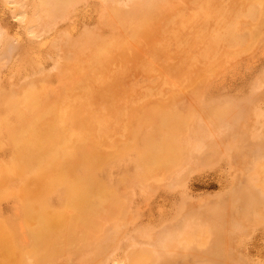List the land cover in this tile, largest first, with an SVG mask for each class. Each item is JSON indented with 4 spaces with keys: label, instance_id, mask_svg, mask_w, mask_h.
Instances as JSON below:
<instances>
[{
    "label": "rangeland",
    "instance_id": "obj_1",
    "mask_svg": "<svg viewBox=\"0 0 264 264\" xmlns=\"http://www.w3.org/2000/svg\"><path fill=\"white\" fill-rule=\"evenodd\" d=\"M68 1L69 2L66 3L67 6L66 5L64 6L60 14L57 13V15L55 14L53 15L52 13L53 15L52 16L51 15L52 11H50L51 7L48 3H46L47 2L46 0L45 1L43 0L42 1L41 0H36V1L35 0H0V76L2 77V78L0 77V81H1L0 82L1 84L0 93L2 92L1 94H3V91L11 92L10 89H12L13 91V86H14V94L16 96L15 97L12 92L11 93L7 92V94H10L9 96H7L5 95L6 93L5 92L3 94L5 98H0V127H1L0 128V187L2 186L0 188V192H2L0 195V201H2V203L0 202V206H1L0 223H5V221L8 220L9 223L8 222L6 223L8 225L9 231H11L14 227H17L19 231L21 232H19L17 229L16 233L18 232L17 234L19 237L23 236L22 234H19V233H23V231L20 230L21 229L20 220H22L21 219L22 211L20 207L21 200L19 199V197L22 198V194L20 193V191H22L23 187H25L24 185L28 179L26 177L27 176L26 173L23 170L14 171L12 170L11 166L13 167L14 165H21V164L24 165L25 164L24 161L26 160V155L25 154L23 155V153H20V154L16 153L15 149H13V144L10 143L11 141L10 134H14V135L16 134L18 138L24 139L25 136L23 135H27L28 134L27 132L29 131L30 119L25 115H22V116L16 115L17 113H13L9 111L8 107L10 106L12 107L17 101H22L23 99H25V97L29 94L28 89H26L29 87V84L30 86L34 85L40 88L43 86L38 95V100H40V102L44 104V107L47 105L48 106H58V107L61 106L62 109L65 108L67 105L76 109L77 102L78 101L82 102L84 100L86 92L89 90L92 93H94L95 99L97 101V104L93 105L90 109L92 113H94L95 115H100L101 111L104 110V112H107L108 114V118L106 119L107 121L105 122V127H106L107 134L109 135L107 150L109 154L110 153L111 154L106 164L108 167L105 165L104 168L99 171L100 173L98 172L99 182L97 183V188H96L97 190L99 189L97 192L98 193L100 192L102 194V197L104 200L103 205H102V201H100L99 198L93 199V204H94L93 207H95L94 209H95L96 216L97 218L99 216L98 219L99 220L101 219V221H103L105 227L101 228L100 230L99 228L91 229L93 235L91 232L87 231L86 236H85V233H86L85 230L84 232V231L74 230V228L72 230L71 227L67 228L66 234H63L64 236L63 242H65L64 243L65 245L64 244L62 245L63 247L60 249L61 251H59L60 254L58 253L59 255L58 257H56L57 259L56 258L53 259L52 262H54L55 264H60V263L61 264H69V263L70 264H74V263L80 264V262L81 264H91V263L93 264L94 262H95L94 264L96 263L101 264V262H103L102 264H129L130 259H131V264H137V263L145 264L146 262H147L146 264H155V261H156V264H239L237 260L240 256H242L246 260L245 264H249L250 260L251 261L253 260L251 259L253 257H251L250 253L248 252L250 243L254 238L253 234H251L252 236L250 235V230L244 231V233H238L237 232L238 230L234 231L236 230L235 223L232 221L233 222V225H232L231 220H232V217L236 216V205H238L240 197L247 198L249 195L252 194L253 183L255 181L256 183L257 182L260 183L261 181L264 180V152H263L264 151V104H263L264 103V37H263L264 36V25H263L264 24L263 23L264 22V15H263L264 9L262 10L261 3L258 0H196V1L187 0V2L186 0H179V1L177 0L178 2L175 0H167V1L166 0H150L149 5L153 1L155 3H152V5L160 4L159 8L156 6L157 8L155 7V9H153L154 12L152 11V9L142 11L144 12V15L141 12L142 14L141 18L143 17L142 19L143 24L139 28H137L138 26L135 24V21L133 19L130 20V15L128 14V12L130 13L131 9H133L134 7L133 5L139 4L138 2L140 1L142 2V0H136V2L134 0L133 1L128 0V4H127V0H121V1L120 0L119 1L118 0L117 1H114V0L112 1L111 0H101V1L100 0H85V1L84 0H71L70 1L68 0ZM106 1L108 4L106 3ZM163 1L165 2L163 3ZM180 1H183V3ZM39 2L40 4H38ZM72 2L73 4H71ZM74 3H77V5ZM171 3L172 4L174 3L173 5L175 7L172 6ZM34 4H36L35 6H37L39 10L38 8L34 6ZM41 4H43L42 5L43 7L41 6ZM168 4L171 6H169ZM13 5H15L16 7ZM71 5L73 7H70ZM161 5H163L164 7L166 6L167 8L166 7L164 8L163 6L161 7ZM17 6L22 7L18 9H22L23 11H19V13H17L18 12L16 9ZM33 7L35 8L33 9ZM126 7L128 8L127 10H126ZM72 8H74V10H72ZM104 8L107 10L105 11ZM13 9H15V11ZM46 9H47V12H46ZM164 9H166V11ZM186 9L187 11H185ZM34 10L35 12L36 10H38L37 11L38 14L33 13ZM72 11H74L75 13ZM119 12L120 14L121 13L122 14L120 15ZM151 12L153 14H151ZM47 13L49 14V16ZM62 13H65V14L62 15ZM146 13L149 19L145 18ZM160 13H163V15H160ZM235 13H238L237 15L239 16L236 17ZM259 13L261 14L259 15ZM115 14L118 16H116ZM250 14L253 17H249L250 19H248V16H250ZM20 15H22V17ZM27 15L29 16L30 21ZM156 15H159V16L157 17ZM204 15H206L207 18ZM31 16H32V20H31ZM37 16H39L38 17L39 21L35 19L37 18ZM56 16H58L57 18H60L62 21L57 19ZM169 16H171L172 21L174 22L176 21V23L170 22ZM45 17H48V18L46 19ZM223 17H227V20L225 21ZM179 18L181 22L179 21ZM23 19L25 22L23 21ZM45 19L48 21H46ZM233 19H234V22H232ZM27 20L30 23H28ZM51 20L52 22H50ZM146 20H150V21H146ZM26 21H27V24H26ZM191 23L193 24L191 25ZM28 24L29 26L30 24H32L30 27H33V28H29ZM35 24L37 26H35ZM100 24L102 25V27L100 26L99 28ZM226 24H227V27H226ZM114 25L116 27H114ZM183 25H185V27ZM89 27H91V29H89ZM113 27L115 28L116 32L114 31ZM119 27L123 29L122 32H121V29L119 30ZM97 28L101 32H99ZM207 28L209 30H207ZM213 28H215V31ZM92 29L95 30V32ZM202 29L204 30V32ZM27 30H28V33L31 34V36L27 34ZM248 30L251 32H249ZM44 32L47 33V35ZM112 32H115V35ZM187 32H188V35L186 34ZM248 32L251 34V38ZM65 33H68V34H65ZM135 33L136 34L138 33V35L136 36ZM36 34L40 40L39 42L42 45L39 44L37 36H35L34 38V35ZM56 36H58L59 38H57ZM81 36H83L84 39L83 37L81 39ZM111 36L115 38V41L112 42V40L114 39H111ZM126 36L127 37L131 36V37L127 38ZM135 36H136V39H135ZM190 36L192 37V41L190 39L191 38ZM229 36L231 38H229ZM55 37L57 38V40L55 39ZM75 37L78 39H76ZM102 37H103V40L105 41L102 40ZM118 37L119 38L123 37V38L119 39ZM125 37L129 39V41ZM49 38L52 40H50ZM91 38H93L94 40ZM212 38L214 41L212 40ZM238 38H239V41H238ZM79 39L81 40L79 41ZM100 39L102 40L101 43H100ZM196 39L197 40L199 39V40L197 41ZM83 40H85V42ZM137 40L139 41V44ZM31 41H33V44H31L32 43ZM132 41L135 43L136 46L133 45V43H131ZM3 42L5 43V45ZM10 42L12 43L10 44ZM6 43H7V46H6ZM52 43L55 45V47ZM102 43H104V45ZM50 44L51 46H49ZM56 44L58 45V47ZM109 44H112V45L110 46ZM5 46H6V49H5ZM103 46L104 48H102ZM119 46L125 47L127 49V53L129 54L128 57L122 58L121 56L122 52H119V49H118ZM256 46L258 47V49ZM76 47L79 50H77ZM105 48L106 50L108 49L107 52H109L110 54L108 69L110 70L109 71L110 74L113 75L112 78L106 81L107 84L104 83L102 85H99L98 83V84H93V85L91 84L87 86L86 84L83 83L82 86H79L78 89H76L74 81L76 80V75L79 74L77 72H81V73H83V71L87 72L91 68L95 69V71L97 72L101 71L99 70L101 69L100 67H92L89 64H94L95 63L94 60H96V63L98 62L100 63V61H98L95 58H99L98 56L99 52L105 53L106 52ZM91 49L93 51H91ZM100 49H102L103 51ZM197 49H200V50H197ZM245 51L249 53H246ZM49 52H51V54ZM63 54H65V56H63ZM51 55L53 57H51ZM184 55L185 56L187 55V56L185 57ZM57 56L59 58H57ZM84 56H85V59H84ZM27 58H29V60ZM31 58L33 60V63H32ZM49 58H50V61H49ZM57 59H58V62H57ZM173 59L174 61L175 60L176 61L173 62ZM39 60H42V61H39ZM78 60L81 61L82 63L79 62ZM15 63H18L17 66ZM53 63H55V65ZM227 65H230V66H227ZM41 66L42 68H39ZM51 67H54V68H51ZM174 67H179L181 70L184 69L183 72L186 73L187 75L189 73L191 76V81L193 82H190V84H184V85L180 83L175 84V83H172V81L170 82L171 77H172V75L170 74L171 73L170 70ZM224 67L225 68L227 67L226 70ZM207 68L209 72L207 71ZM219 69L221 70L223 69V72ZM23 70H24V73H23ZM34 70L36 71L34 72ZM54 70H57L59 72L57 73V71H54ZM63 71H65V73ZM26 73H27V76L25 77ZM29 73H30V76H28ZM195 73L197 74V76ZM211 76L214 78H211ZM24 77L25 79H23ZM33 77L35 79H33ZM9 78H11V80ZM212 79H214L213 82H212ZM9 80L12 83L9 82ZM38 80H41V81H38ZM258 81H259V84H257ZM130 82H132L133 84L131 85ZM144 82L145 83L147 82V84H145ZM24 84L26 85L28 84V85L24 86ZM137 86L139 87L137 88ZM46 87H48V89H46ZM58 87L60 88V90ZM96 87L98 89H96ZM169 87L171 90L169 89ZM254 87H256V89ZM82 88H85V89H82ZM19 89H21L20 92H19ZM67 89L72 94L71 96ZM192 90H194V92ZM205 91L207 94H205ZM18 92L20 95L19 94L17 95ZM189 92L191 94H189ZM184 96L185 98H187L185 102H184L185 100ZM62 97H64L65 101L63 100ZM8 98L10 99L8 100ZM46 98L48 99V101ZM65 98H67V100ZM252 101L254 105L252 104ZM48 102L50 104H48ZM103 104H105L106 106ZM174 104L176 106H174ZM169 105L171 106V108ZM243 105L246 107H244ZM225 107L227 109H225ZM188 108H189V111H188ZM190 111H192L193 116L192 114H190L191 113ZM222 111H225V112L222 113ZM140 112H142V114ZM161 112L163 113L171 112L176 117L181 116L179 117V119L181 118V122L179 125L180 133L178 132L179 133L178 143L180 147L182 148V150L185 151V153L182 152L180 154V160L183 165L181 164V167H178V169L176 170L173 169L172 172H168V173H165L164 171L166 170L160 167L154 172L156 173L154 177H151V178L149 177L147 179H144V178H141L142 174H141L140 167H141L142 161L139 157V153L137 150L130 148V146L133 143H135L136 139L133 141L132 138H130L132 143L131 142L129 143V140H128L129 134L135 133L136 131L135 134L138 135L137 142L139 144H142L143 138H147V137L154 138L155 141L157 140V143H160L162 139L159 137H162V134H163V133L161 134V132L163 131L159 130L158 128L159 118L163 114ZM187 112H188V116H187ZM148 113L150 116L147 115ZM71 116L72 115H69V116L65 115L64 118H61V119L56 118V117H47L49 120H53V121H49L47 120V118H44V123L42 125L41 124L36 125L37 131L43 132L44 141H47L46 142L47 144L45 143L46 147L44 148L43 156H44V162L46 163L48 162L49 167H50V168L48 167V170H50L48 171V174H50L54 170L53 163L55 164L56 160H59L61 158V161H62V158H64L67 163L72 162V159H73L72 152L75 149L74 142L76 141L75 137L77 133L81 131H86L87 129L91 128L92 122L90 121L89 118L84 117L82 119H78L75 116H72V117ZM141 117H142V120H141ZM66 118H68L67 121H66ZM240 118L241 120H238ZM57 120L58 122H56ZM83 120L84 121L86 120V122H83ZM232 121L235 123H232ZM225 123L227 126L225 125ZM244 124H246L245 127H244ZM256 124H259V125H256ZM40 125L42 127H40ZM57 125L61 127H58ZM88 125L90 126L89 128L87 127ZM111 125L113 128L111 127ZM190 125H193V127ZM135 126L137 127V129ZM109 127H111L112 130ZM58 128H61L59 129L61 132H58L59 131ZM127 128L129 129L132 128V129L129 130ZM146 130H148V132ZM191 130H192V133H191ZM20 133L21 135H19ZM58 133H60L61 135H59ZM153 133L155 134V136ZM52 134L53 135L55 134V135L52 136ZM45 137L47 138V140ZM64 137H67L68 139H64ZM111 137L114 139H112ZM189 137L190 139H188ZM60 138H62L63 141ZM69 138L71 141L69 140ZM194 138H196L195 141H193ZM52 140L54 141V143H51ZM186 140H189V142ZM190 140L197 144V148L195 146L196 144H194ZM1 143L2 144L4 143L3 146ZM57 143L59 144L57 145V147L60 150H58L57 148L55 149L56 151L53 154H51L53 148H56ZM60 143L62 145H60ZM187 143H189L188 145L190 146V148L188 145H186ZM199 145H203L201 149L198 148ZM61 147L62 149L65 148L64 150H66L67 152L64 150L62 151ZM192 147H195V149ZM115 148L116 150H114ZM117 149H118V152H117ZM125 149L126 151H128L126 152V154H125ZM193 151L196 153H194ZM61 152L67 153V155L61 154ZM129 152L131 154H129ZM193 154H194V157H193ZM11 155H12V158H10ZM52 156L53 157L55 156L54 158L56 159L53 160ZM36 157H39V155L35 154L34 159ZM50 157L52 158V160ZM189 157L191 158L192 161L190 160ZM46 158L48 161L46 160ZM10 159H11L12 164H8L10 163L9 162ZM133 159L134 161L132 162ZM138 159L141 161L140 164H139ZM62 162L66 163L65 161H62ZM185 162L187 165L185 164ZM147 163L149 164V166H153V164L150 163V161L148 162V160H147ZM33 164L35 165V163H32V165ZM124 165H126V167ZM6 166L7 168L5 169ZM182 167H184L185 169ZM34 169H35V166H33L32 170ZM110 170L112 173L110 172ZM128 170H129V173H128ZM130 173L132 174V176L129 175ZM175 173H177V175ZM107 174L109 175L108 179H107L108 177ZM134 174L136 175L134 176ZM110 176L112 177L111 180H109ZM168 176H169V179H168ZM7 177L9 178V180ZM21 178L25 180L22 181ZM124 179L125 181H123ZM259 180L261 181L259 182ZM129 181H131L130 183H133L135 181L133 183V185L134 184L135 185L133 186L132 184H129L128 183ZM153 181L155 182V184H153L154 183ZM16 182L17 183L23 182V184L21 183L23 187L21 184H17ZM121 182H123V184ZM116 184L119 186L116 187L117 186ZM98 186L101 188H99ZM151 186H156V188L155 187L153 188ZM126 187H128L129 189ZM63 188L65 189V187ZM63 188L60 191H57L55 189V190H51L50 192H48L49 194L46 193L47 194L46 195L47 204L49 203L48 207H49L50 212L57 213L56 212V209H57L58 213H61L62 211H63L62 213H64L65 211L64 203H65V199L68 198V195L65 189L64 196H63L62 194ZM145 188H146V192H144ZM246 188L248 189V191ZM235 190L240 193H237ZM55 192L56 194H54ZM231 194L232 195L234 194L235 197L232 196ZM58 197H60V199ZM113 197H115L116 200ZM14 198H16V200ZM49 198L51 199L50 201H49ZM61 199L64 200V203H62L63 200L60 201ZM9 200L11 201V203ZM121 201H123L122 204H121ZM231 204L233 205L231 206ZM50 205H51L52 211L50 209ZM98 205L100 206L98 207ZM58 208H62V209H58ZM121 208H123L124 210H121ZM103 209H105L106 212L103 211ZM113 211H117V212L112 213ZM124 219L126 220V222H124ZM17 221L20 224V225L18 224V226H16ZM10 223L12 225H10ZM212 223L216 225H213ZM222 223L223 225H221ZM109 224L110 226H108ZM123 224H126V227ZM210 224H212L213 227ZM224 224L227 227H224ZM108 227H110L111 229L109 228L110 229L109 230ZM95 230L97 233L95 232ZM165 233H170L172 235V238L167 242L166 247L160 250L161 248H160V245L158 244H159L160 239L165 235ZM233 234L236 235V237H234ZM95 237L98 239L95 240L96 239ZM103 237L105 238V240ZM67 238L70 239L69 240L70 244ZM93 239H94L95 244L93 243ZM153 240H155V242ZM97 242H98L99 248L97 247L98 246ZM244 242H247V243L244 244ZM77 243H79L78 244L79 246L77 245ZM87 243L88 244L91 243L90 244L91 246L88 245ZM241 244H244V245H241ZM70 245L74 246V248L72 247V249H69L71 247ZM247 246H249L248 249H247ZM65 248L66 249L68 248L67 250L68 253L66 250H64ZM70 250L71 252H69ZM156 250H159L160 253H158L159 257L157 256V258L155 259L153 255ZM81 251H83V253ZM147 251H149L150 253L149 252L147 253ZM78 252H81V253H78ZM70 253L71 254L73 253V255H71ZM62 256L63 258H61ZM76 256H78L79 259L82 257V259L79 260ZM146 256L147 258H145ZM94 258H96V261ZM93 259L94 261H92ZM65 261H67V263ZM107 261L109 262L107 263Z\"/></svg>",
    "mask_w": 264,
    "mask_h": 264
},
{
    "label": "bare ground",
    "instance_id": "obj_2",
    "mask_svg": "<svg viewBox=\"0 0 264 264\" xmlns=\"http://www.w3.org/2000/svg\"><path fill=\"white\" fill-rule=\"evenodd\" d=\"M36 1V0H35ZM42 1V0H41ZM43 1H45V0H43ZM47 2L46 3H48L49 5H50V7H51V10L50 11H52L51 12V15H52V13H53V15L55 14V15H57V13H61L62 12V9L64 8V6L66 5V3H68L69 1L68 0H46ZM71 1V0H70ZM85 1V0H84ZM101 1V0H100ZM112 1V0H111ZM114 1H117V0H114ZM119 1V0H118ZM121 1V0H120ZM133 1V0H132ZM135 2H136V0H134ZM167 1V0H166ZM175 1H177V0H175ZM174 1V2H175ZM179 1V0H178ZM177 1V2H178ZM196 1V0H195ZM260 3H261V6H262V10L264 9V0H258ZM27 2V1H26ZM102 2H104V1H102ZM141 2V1H140ZM140 2H138L139 4H135V5H133L132 7H133V9H131V11H130V13L128 12V14L130 15V20L131 19H133L134 21H135V24L138 26H136L137 28H139L143 23H142V19H143V17L141 18V12L142 11H144V10H151L152 9V11H153V9H155V7L157 6L158 8H159V5H152V3H155V2H153L152 1V3L149 5V2H150V0H142V2L140 3ZM165 1H163V3H164ZM180 2H182L183 3V1H180ZM186 2H187V0H186ZM186 2H184V3H186ZM199 2V1H198ZM202 2V1H201ZM42 3V2H41ZM45 3V2H44ZM106 3H107V1H106ZM118 3V2H117ZM121 3V2H120ZM210 3V2H209ZM36 4H37V2H36ZM36 4H34V6L36 5ZM38 4H40V2L38 3ZM71 4H73V2L71 3ZM74 4H76L77 5V3H74ZM108 4V3H107ZM113 4H114V2H113ZM127 4H128V0H127ZM174 4V3H173ZM172 3H171V5L172 6H174ZM179 4V3H178ZM211 4V3H210ZM28 5V4H27ZM33 5V4H32ZM43 4H41V6H42ZM46 5V4H45ZM111 5V4H110ZM132 5V4H131ZM169 5V4H168ZM171 5H169V6H171ZM180 5V4H179ZM178 5V6H179ZM196 5V4H195ZM198 5V4H197ZM258 5V4H257ZM13 6H15V5H13ZM19 6V5H18ZM17 6V13H19V11H23L22 9H18V8H22V7H18ZM40 6V7H41ZM67 6V5H66ZM114 6V5H113ZM119 6V5H118ZM163 5H161V7H162ZM193 6V5H192ZM201 6V5H200ZM205 6V5H204ZM207 6V5H206ZM210 6V5H209ZM215 6V5H214ZM228 6V5H227ZM16 7V6H15ZM14 7V8H15ZM36 8H38L37 6H35ZM35 7H33V9L35 8ZM43 7V6H42ZM70 7H73L72 5L70 6ZM103 7H104V5H103ZM131 7V8H132ZM156 7V8H157ZM164 7V6H163ZM166 7V6H165ZM164 7V8H165ZM175 7V6H174ZM189 7V6H188ZM194 7V6H193ZM216 7V6H215ZM254 7V6H253ZM260 7V6H259ZM32 8V7H31ZM66 8V7H65ZM167 8V7H166ZM200 8V7H199ZM48 9H50V8H48ZM67 9V8H66ZM105 9V8H104ZM118 9H120V8H118ZM128 8L126 7V10H127ZM161 9V8H160ZM168 9H170V8H168ZM168 9H167V11H168ZM176 9V8H175ZM183 9H184V7H183ZM228 9V8H227ZM253 9V8H252ZM14 11H15V9H13ZM25 10V9H24ZM38 10H39V8H38ZM38 10H36V12H35V10H34V12L33 13H37V11ZM44 10V9H43ZM72 10H74V8H72ZM80 10V9H79ZM107 9H105V11H106ZM162 10V9H161ZM165 11H166V9H164ZM177 10V9H176ZM190 10V9H189ZM194 10V9H193ZM216 10V9H215ZM13 11V12H14ZM49 11V10H48ZM117 11V10H116ZM157 11V10H156ZM158 11H159V9H158ZM163 11V10H162ZM171 11V10H170ZM182 11V10H181ZM185 11H187V9L185 10ZM195 11H197V10H195ZM260 11V10H259ZM264 11V10H263ZM46 12H47V9H46ZM72 12H74V11H72ZM115 12V11H114ZM148 12V11H147ZM154 12V11H153ZM161 12V11H160ZM178 12V11H177ZM189 12V11H188ZM187 12V13H188ZM212 12V11H211ZM219 12V11H218ZM255 12V11H254ZM49 13V12H48ZM47 13V14H48ZM75 13V12H74ZM83 13V12H82ZM143 13V15H144V12H142ZM172 13V12H171ZM175 13V12H174ZM179 13V12H178ZM210 13V12H209ZM242 13V12H241ZM244 13V12H243ZM247 13V12H246ZM21 14V13H20ZM30 14H31V12H30ZM38 14V13H37ZM63 14H65V13H62V15ZM71 14V13H70ZM119 14H120V12H119ZM122 14V13H121ZM120 14V15H121ZM124 14V13H123ZM125 14H126V12H125ZM150 14V13H149ZM151 14H153L152 12H151ZM150 14V15H151ZM176 14V13H175ZM174 14V15H175ZM180 14V13H179ZM182 14V13H181ZM184 14H185V12H184ZM204 14V13H203ZM236 15V17H238L239 15H237L238 13H235ZM261 13H259V15H260ZM34 15V14H33ZM32 15V16H33ZM52 15V16H53ZM99 15V14H98ZM103 15V14H102ZM112 15V14H111ZM116 15V14H115ZM146 15V17L145 18H148V15H147V13L145 14ZM155 15V14H154ZM154 15H152V16H154ZM160 15H163V13H160ZM169 15V14H168ZM189 15V14H188ZM209 15V14H208ZM229 15V14H228ZM253 15V14H252ZM263 15H264V13H263ZM263 15H261V16H263ZM21 17H22V15H20ZM32 16H31V20H32ZM46 16V15H45ZM48 16H49V14H48ZM116 16H118V15H116ZM127 16V15H126ZM157 17L159 16V15H156ZM178 16V15H177ZM193 16V15H192ZM205 17H206V15H204ZM27 17H28V19H29V16L27 15ZM36 17V16H35ZM38 17L39 16H37V18H35V19H37L38 20ZM58 16H56V18H57ZM123 17V16H122ZM149 17H151V16H149ZM173 17V16H172ZM175 17V16H174ZM243 17V16H242ZM249 17H253V16H251V14H250V16H248V19H250ZM260 17V16H259ZM46 19L48 18V17H45ZM54 18V17H53ZM125 18V17H124ZM144 18V19H145ZM155 18V17H154ZM169 18H170V22H173V23H176V21L174 22V21H172V19H171V16H169ZM184 18V17H183ZM194 18V17H193ZM207 18V17H206ZM212 18V17H211ZM216 18V17H215ZM214 18V19H215ZM224 18V20L226 21L227 20V17H223ZM263 18V17H262ZM25 19V18H24ZM24 19H23V21H24ZM27 19V18H26ZM40 19V18H39ZM45 19V20H46ZM52 19V18H51ZM55 19V18H54ZM57 19H59V20H61L60 18H57ZM56 19V20H57ZM119 19H120V17H119ZM123 19V18H122ZM149 19V18H148ZM173 19H175V18H173ZM181 19H182V17H181ZM187 19V18H186ZM204 19V18H203ZM239 19V18H238ZM254 19V18H253ZM34 20V19H33ZM55 20V21H56ZM118 20V19H117ZM124 20V19H123ZM153 20V19H152ZM188 20V19H187ZM213 20V19H212ZM246 20V19H245ZM28 21V20H27ZM27 21H26V24H27ZM29 21H30V19H29ZM28 21V23H30ZM39 21V20H38ZM37 21V22H38ZM46 21H48V20H46ZM62 21V20H61ZM119 21V20H118ZM121 21V20H120ZM125 21V20H124ZM133 21V22H134ZM145 21V20H144ZM146 21H150V20H146ZM156 21V20H155ZM158 21V20H157ZM179 21H180V18H179ZM219 21H220V19H219ZM260 21V20H259ZM25 22V21H24ZM34 22V21H33ZM50 22H52V20L50 21ZM53 22H54V20H53ZM130 22V21H129ZM132 22V21H131ZM181 22V21H180ZM229 22V21H228ZM232 22H234V19H233V21ZM261 22V21H260ZM263 22V21H262ZM39 23V22H38ZM101 23V22H100ZM116 23V22H115ZM114 23V24H115ZM119 23V22H118ZM117 23V24H118ZM121 23V22H120ZM123 23V22H122ZM148 23V22H147ZM162 23V22H161ZM183 23V22H182ZM187 23H188V21H187ZM212 23H214V22H212ZM243 23H245V22H243ZM247 23V22H246ZM264 23V22H263ZM34 24V23H33ZM49 24V23H48ZM126 24H127V22H126ZM179 24V23H178ZM193 23H191V25H192ZM196 24V23H195ZM233 24V23H232ZM249 24H251V23H249ZM32 24H30V26H31ZM120 25V24H119ZM133 25V24H132ZM131 25V26H132ZM160 25V24H159ZM159 25H157V26H159ZM199 25V24H198ZM253 25V24H252ZM264 25V24H263ZM28 26H29V24H28ZM29 26V28H33V27H30ZM35 26H37L36 24H35ZM55 26V25H54ZM73 26V25H72ZM96 26V25H95ZM100 26L102 27V25L100 24L99 25V28H100ZM134 26V25H133ZM171 26H173V25H171ZM181 26V25H180ZM184 27H185V25H183ZM187 26V25H186ZM208 26H209V24H208ZM244 26V25H243ZM257 26V25H256ZM40 27V26H39ZM74 27V26H73ZM92 27H94V26H92ZM114 27H116L115 25H114ZM113 27V28H114ZM127 27V26H126ZM193 27V26H192ZM201 27V26H200ZM215 27V26H214ZM226 27H227V24H226ZM246 27H248V26H246ZM84 28V27H83ZM105 28V27H104ZM107 28V27H106ZM128 28V27H127ZM202 28V27H201ZM211 28V27H210ZM255 28V27H254ZM262 28V27H261ZM28 29V28H27ZM42 29H44V28H42ZM48 29V28H47ZM71 29H72V27H71ZM89 29H91V27H89ZM88 29V30H89ZM98 29V28H97ZM109 29V28H108ZM112 29V28H111ZM121 28L119 27V30H120ZM148 29V28H147ZM214 29V31H215V28H213ZM229 29V28H228ZM55 30V29H54ZM84 30V29H83ZM93 30V29H92ZM119 30H117V31H119ZM122 30L123 29H121V32H122ZM125 30V29H124ZM130 30V29H129ZM145 30V29H144ZM153 30V29H152ZM203 30V29H202ZM207 30H209L208 28H207ZM221 30H223V29H221ZM251 30V29H250ZM48 31V30H47ZM94 32H95V30H93ZM92 31V32H93ZM98 31H99V29H98ZM114 31H115V28H114ZM196 31V30H195ZM211 31V30H210ZM225 31V30H224ZM226 31H228V30H226ZM249 31V30H248ZM261 31V30H260ZM30 32V31H29ZM59 32V31H58ZM61 32V31H60ZM69 32V31H68ZM86 32V31H85ZM99 32H101V31H99ZM116 32V31H115ZM115 32H112L114 35H115ZM125 32V31H124ZM131 32V31H130ZM137 32V31H136ZM142 32V31H141ZM144 32V31H143ZM150 32V31H149ZM189 32V31H188ZM188 32L186 33L187 35H188ZM203 32H204V30H203ZM213 32V31H212ZM218 32V31H217ZM235 32V31H234ZM249 32H251V31H249ZM248 32V33H249ZM263 32V31H262ZM33 33V32H32ZM45 33V32H44ZM54 33V32H53ZM57 33V32H56ZM71 33V32H70ZM132 33V32H131ZM138 33H140V32H138ZM138 33L136 34V36L138 35ZM194 33V32H193ZM198 33H200V32H198ZM208 33V32H207ZM27 34H29L28 33V30H27ZM35 34V33H34ZM46 35H47V33H45ZM65 34H68V33H65ZM76 34V33H75ZM84 34V33H83ZM82 34V35H83ZM100 34V33H99ZM103 34V33H102ZM122 34V33H121ZM219 34V33H218ZM238 34V33H237ZM256 34V33H255ZM30 36H31V34H29ZM33 35V34H32ZM53 35V34H52ZM101 35V34H100ZM112 35V34H111ZM117 35V34H116ZM129 35V34H128ZM132 35H134V34H132ZM140 35V34H139ZM201 35V34H200ZM211 35V34H210ZM216 35V34H215ZM244 35V34H243ZM249 35H250V38H251V34L249 33ZM29 36V37H30ZM35 36H37V34L36 35H34V38H35ZM60 36V35H59ZM68 36V35H67ZM71 36V35H70ZM136 36H135V39H136ZM141 36V35H140ZM143 36V35H142ZM145 36V35H144ZM148 36V35H147ZM162 36V35H161ZM231 36H232V34H231ZM255 36V35H254ZM50 37H52V36H50ZM57 38H59L58 36H56ZM55 37V39L57 40V38ZM77 37V36H76ZM75 37V38H76ZM80 37V36H79ZM82 37L83 36H81V39H82ZM86 37H87V35H86ZM110 37V36H109ZM127 37V36H126ZM125 37V38H126ZM129 37V36H128ZM127 37V38H128ZM131 37V36H130ZM129 37V38H130ZM149 37V36H148ZM191 37V36H190ZM196 37V36H195ZM199 37V36H198ZM216 37V36H215ZM242 37V36H241ZM264 37V36H263ZM5 38V37H4ZM37 38H38V36H37ZM40 38H41V36H40ZM45 38H47V37H45ZM96 38H97V36H96ZM119 38V37H118ZM121 38H123V37H120L119 39H121ZM126 38V39H127ZM218 38V37H217ZM228 38V37H227ZM229 38H231L230 36H229ZM249 38V39H250ZM255 38V37H254ZM30 39V38H29ZM32 39V38H31ZM50 39V38H49ZM54 39V38H53ZM54 39V40H55ZM62 39V38H61ZM76 39H78V38H76ZM81 39H79V41L81 40ZM83 39H84V37H83ZM91 39H93V38H91ZM106 39V38H105ZM108 39V38H107ZM111 39H114V40H112V42L113 41H115V38H113L112 36H111ZM125 39V40H126ZM189 39V38H188ZM191 39V41H192V37L190 38ZM244 39H245V37H244ZM6 40V39H5ZM50 40H52V39H50ZM71 40V39H70ZM94 40V39H93ZM97 40V39H96ZM102 40H103V37H102ZM101 39H100V43H101V41H102ZM124 40V41H125ZM128 41H129V39H127ZM133 40V39H132ZM141 40V39H140ZM144 40V39H143ZM197 40V39H196ZM199 40V39H198ZM197 40V41H198ZM212 40H213V38H212ZM229 40V39H228ZM234 40V39H233ZM246 40H248V39H246ZM251 40V39H250ZM256 40V39H255ZM2 41H3V39H2ZM40 40H39V38H38V42H39ZM42 41H44V40H42ZM41 41V42H42ZM84 42H85V40H83ZM82 41V42H83ZM103 41H105V40H103ZM109 41V40H108ZM123 41V42H124ZM138 41V40H137ZM214 41V40H213ZM221 41V40H220ZM231 41V40H230ZM235 41V40H234ZM238 41H239V38H238ZM245 41V40H244ZM32 43L31 44H33V41H31ZM35 42V41H34ZM37 42V43H38ZM52 42V41H51ZM50 42V43H51ZM53 42H55V41H53ZM96 42H98V41H96ZM95 42V43H96ZM240 42H241V40H240ZM255 42V41H254ZM253 42V43H254ZM263 42V41H262ZM4 43V42H3ZM8 43V42H7ZM7 43H6V46H7ZM12 42H10V44H11ZM30 43V42H29ZM36 43V42H35ZM49 43V42H48ZM47 43V44H48ZM72 43V42H71ZM70 43V44H71ZM114 43H116V42H114ZM113 43V44H114ZM131 43H133V45H135V43L132 41ZM173 43V42H172ZM224 43H226V42H224ZM227 43H228V41H227ZM252 43V44H253ZM39 44L40 45H42L40 42H39ZM38 44V45H39ZM44 44V43H43ZM53 44V43H52ZM73 44V43H72ZM92 44V43H91ZM97 44H99V43H97ZM103 45H104V43H102ZM138 44H139V41H138ZM177 44V43H176ZM187 44V43H186ZM219 44V43H218ZM235 44H236V42H235ZM246 44H247V42H246ZM245 44V45H246ZM4 45H5V43H4ZM54 45V44H53ZM57 45V44H56ZM76 45V44H75ZM75 45H74V47H75ZM106 45H108V44H106ZM110 46L112 45V44H109ZM116 45V44H115ZM221 45V44H220ZM227 45V44H226ZM254 45V44H253ZM252 45V46H253ZM3 46V45H2ZM6 46H5V49H6ZM28 46V45H27ZM32 46V45H31ZM49 46H51V44L49 45ZM96 46V45H95ZM109 46V47H110ZM136 46V45H135ZM175 46V45H174ZM238 46V45H237ZM251 46V45H250ZM262 46V45H261ZM4 47V46H3ZM25 47V46H24ZM54 47H55V45H54ZM57 47H58V45H57ZM56 47V48H57ZM73 47V46H72ZM99 47V46H98ZM108 47V46H107ZM200 47V46H199ZM218 47V46H217ZM223 47V46H222ZM257 47V46H256ZM8 48V47H7ZM102 48H104V46L102 47ZM115 48V47H114ZM136 48V47H135ZM175 48V47H174ZM255 48V47H254ZM253 48V49H254ZM4 49V48H3ZM42 49V48H41ZM54 49V48H53ZM76 49H77V47H76ZM97 49V48H96ZM118 49H119V52H122V54H121V56H122V58H126V57H128L129 56V54L127 53V49L125 48V47H122V46H119L118 47ZM134 49V48H133ZM138 49V48H137ZM212 49V48H211ZM257 49H258V47H257ZM28 50V49H27ZM40 50V49H39ZM48 50V49H47ZM57 50V49H56ZM77 50H79V49H77ZM76 50V51H77ZM98 50V49H97ZM100 50H102V49H100ZM105 50H106V48H105ZM108 50V49H107ZM107 50H106V52L105 53H100L99 52V58H95V59H97L98 61H100V63L98 62V63H96V60H94L95 61V63L94 64H89L90 66H92V67H100L101 69H99V70H101V71H95V69H93V68H91L90 70H88L87 72H84L83 70V73H81V72H77V73H79V74H77L76 75V80L74 81V83H75V88L76 89H78V87L79 86H82V84L84 83V84H86L87 86L88 85H93V84H98L99 83V85H102V84H104V83H106L107 84V80L108 79H111L112 78V76L113 75H111L110 74V70L108 69V65H109V59H110V54H109V52H107ZM116 50V49H115ZM121 50V51H120ZM129 50H130V48H129ZM172 50V49H171ZM197 50H200V49H197ZM5 51V50H4ZM46 51V50H45ZM49 51H50V49H49ZM58 51V50H57ZM91 51H93L92 49H91ZM103 51V50H102ZM182 51V50H181ZM209 51V50H208ZM223 51V50H222ZM234 51V50H233ZM240 51H242V50H240ZM254 51V50H253ZM252 51V52H253ZM36 52V51H35ZM55 52V51H54ZM155 52V51H154ZM225 52H226V50H225ZM246 52V51H245ZM50 54H51V52H49ZM57 53H59V52H57ZM57 53H56V55H57ZM89 53V52H88ZM93 53V52H92ZM97 53H98V51H97ZM132 53V52H131ZM243 53V52H242ZM246 53H249V52H246ZM27 54V53H26ZM40 54V53H39ZM43 54V53H42ZM66 54V53H65ZM65 54H63V56H65ZM193 54H195V53H193ZM192 54V55H193ZM36 55V54H35ZM45 55H46V53H45ZM48 55V54H47ZM53 55V54H52ZM51 55V57H53ZM55 55V54H54ZM78 55V54H77ZM90 55V54H89ZM221 55V54H220ZM233 55V54H232ZM42 56V55H41ZM118 56H119V54H118ZM180 56V55H179ZM178 56V57H179ZM185 56V55H184ZM187 56V55H186ZM185 56V57H186ZM230 56V55H229ZM35 57V56H34ZM39 57H40V55H39ZM43 57V56H42ZM47 57V56H46ZM50 57V58H51ZM97 57V56H96ZM197 57V56H196ZM30 58V57H29ZM29 58H27L28 60H29ZM50 58H49V61H50ZM57 58H59L58 56H57ZM81 58V57H80ZM166 58V57H165ZM170 58V57H169ZM191 58V57H190ZM208 58V57H207ZM218 58V57H217ZM19 59H20V57H19ZM56 59V58H55ZM84 59H85V56H84ZM91 59H92V57H91ZM168 59V58H167ZM201 59H202V57H201ZM31 60H32V58H31ZM48 60V59H47ZM53 60V59H52ZM87 60V59H86ZM146 60V59H145ZM192 60V59H191ZM207 60V59H206ZM39 61H42V60H39ZM43 61H45V60H43ZM63 61V60H62ZM79 61V60H78ZM114 61V60H113ZM170 61V60H169ZM176 61V60H175ZM174 61V59H173V62H175ZM229 61V60H228ZM234 61V60H233ZM27 62V61H26ZM54 62V61H53ZM57 62H58V59H57ZM66 62H68V61H66ZM79 62H81V61H79ZM172 62V63H173ZM222 62V61H221ZM32 63H33V60H32ZM82 63V62H81ZM83 63H84V61H83ZM168 63V62H167ZM186 63V62H185ZM229 63V62H228ZM16 64V66H17V64L18 63H15ZM26 64V63H25ZM54 65H55V63H53ZM64 64V63H63ZM115 64V63H114ZM169 64V63H168ZM218 64H219V62H218ZM217 64V65H218ZM124 65V64H123ZM84 66H85V64H84ZM227 66H230V65H227ZM62 67H63V65H62ZM65 67V66H64ZM68 67V66H67ZM115 67V66H114ZM37 68V67H36ZM39 68H42V66L41 67H39ZM38 68V69H39ZM45 68V67H44ZM51 68H54V67H51ZM83 68V67H82ZM117 68V67H116ZM212 68H214V67H212ZM223 68V67H222ZM225 68V67H224ZM227 68V67H226ZM226 68H225V70H226ZM236 68V67H235ZM13 69V68H12ZM28 69V68H27ZM26 69V70H27ZM63 69V68H62ZM65 69V68H64ZM68 69V68H67ZM78 69V68H77ZM155 69V68H154ZM25 70V71H26ZM48 70H49V68H48ZM98 70V69H97ZM184 70V69H183ZM183 70H181L179 67H174V68H172L171 70H170V74L172 75V77H171V80H170V82L172 81V83H180V84H190V82H193V81H191V76H190V74L188 73V75L186 74V73H184L183 72ZM210 70V69H209ZM219 70H221V69H219ZM224 70V71H225ZM11 71V70H10ZM14 71V70H13ZM32 71V70H31ZM36 70H34V72H35ZM54 71H57V70H54ZM66 71V70H65ZM65 71H63L64 73H65ZM207 71H208V68H207ZM222 72H223V69L221 70ZM38 72V71H37ZM40 72V71H39ZM59 71H57V73H58ZM61 72V71H60ZM144 72V71H143ZM209 72V71H208ZM11 73V72H10ZM17 73V72H16ZM23 73H24V70H23ZM43 73V72H42ZM134 73V72H133ZM198 73V72H197ZM12 74V73H11ZM20 74V73H19ZM34 74V73H33ZM39 74V73H38ZM159 74V73H158ZM169 74V75H170ZM194 74V73H193ZM196 74V73H195ZM216 74V73H215ZM222 74V73H221ZM32 75V74H31ZM160 75V74H159ZM158 75V76H159ZM170 75V76H171ZM217 75V74H216ZM8 76V75H7ZM6 76V77H7ZM27 76V73H26V75H25V77ZM28 76H30V73H29V75ZM62 76V75H61ZM132 76V75H131ZM134 76V75H133ZM145 76V75H144ZM148 76H150V75H148ZM147 76V77H148ZM196 76H197V74H196ZM208 76V75H207ZM214 76V75H213ZM218 76V75H217ZM216 76V77H217ZM222 76V75H221ZM1 77V76H0ZM9 77V76H8ZM7 77V78H8ZM17 77V76H16ZM19 77V76H18ZM25 77L23 78V79H25ZM200 77V76H199ZM2 78V77H1ZM61 78V77H60ZM144 78V77H143ZM146 78V77H145ZM161 78V77H160ZM211 78H214V77H212L211 76ZM218 78V77H217ZM4 79V78H3ZM10 80H11V78H9ZM29 79H31V78H29ZM33 79H35L34 77H33ZM65 79H66V77H65ZM152 79V78H151ZM162 79V78H161ZM200 79V78H199ZM206 79V78H205ZM220 79H221V77H220ZM9 80V82H11ZM16 80V79H15ZM19 80H20V78H19ZM27 80V79H26ZM44 80H45V78H44ZM23 81V80H22ZM38 81H41V80H38ZM56 81V80H55ZM135 81V80H134ZM143 81V80H142ZM158 81V80H157ZM156 81V82H157ZM214 81V79H212V82ZM1 82V81H0ZM58 82H60V81H58ZM133 82V81H132ZM132 82H130L131 83V85L133 84ZM136 82V81H135ZM12 83V82H11ZM25 83V82H24ZM32 83V82H31ZM40 83V82H39ZM62 83V82H61ZM67 83V82H66ZM145 83V82H144ZM151 83V82H150ZM155 83V82H154ZM158 83V82H157ZM256 83V82H255ZM36 84H37V82H36ZM143 84V83H142ZM141 84V85H142ZM145 84H147V82L145 83ZM209 84V83H208ZM257 84H259V81H258V83ZM1 85V84H0ZM15 85V84H14ZM21 85V84H20ZM23 85V84H22ZM28 85V84H27ZM26 84H24V86H27ZM41 85H43V84H41ZM48 85V84H47ZM66 85V84H65ZM126 85H127V83H126ZM155 85V84H154ZM262 85V84H261ZM4 86V85H3ZM40 86V85H39ZM53 86V85H52ZM63 86V85H62ZM70 86V85H69ZM87 86H85V87H87ZM140 86V85H139ZM139 86H137V88L139 87ZM146 86V85H145ZM162 86V85H161ZM205 86H207V85H205ZM210 86V85H209ZM208 86V87H209ZM256 86V85H255ZM12 87V86H11ZM18 87V86H17ZM21 87H23V86H21ZM43 87V86H42ZM42 87L40 88V87H38V86H34V85H32V86H30V84H29V87L28 88H26V89H28V91H29V94L25 97V99H23L22 101H17L12 107L10 106V107H8V110L9 111H11V112H13V113H17L16 115H25V116H27L29 119H30V123H29V131L27 132L28 134L27 135H23V136H25V138L23 139H21V138H18L17 136H16V134L14 135V134H10V138H11V141H10V143L11 144H13V149H15V151H16V153H23V155L25 154L26 155V160L24 161L25 162V164H24V162H23V164L24 165H14L13 167L11 166V168H12V170H14V171H21V170H23L25 173H26V177H27V181H26V183H25V187H23V182H21V183H17V184H21L22 185V187H23V189H22V191H20V193L22 194V198H20L19 196V199L21 200V211H22V214H21V219L22 220H20L21 222V229L20 230H22L23 231V233H19V234H22L21 236L22 237H19L18 236V232L16 233V231H17V227H14L11 231H9V228H8V225H7V223L6 222H8V220L7 221H5V223H0V264H55L54 262H52V260L53 259H55L56 257H58V255L60 254L59 253V251H61L60 249L63 247L62 245L65 243V242H63V238H64V236H63V234H66V230H67V228H70L71 227V229L73 230V228H74V230H78V231H86V233H85V236H86V234H87V231H89V232H91L92 233V231H91V229H98L99 228V230L101 229V228H104L105 227V225H104V223H103V221H101V219L99 220L98 218H99V216H98V218H97V216H96V213H95V207H93L94 206V204H93V199H100V201H102V205H103V202H104V200H103V197H102V194L99 192H97L98 190L96 189L97 188V183L99 182V180H98V172L100 171V170H102L103 168H104V166L107 164V162H108V159H109V156H110V154H109V152H108V140H109V135L107 134V131H106V127H105V122L107 121L106 119L108 118V114H107V112H104V110H102L101 111V114L100 115H95L94 113H92V111L90 110L91 109V107L93 106V105H96L97 104V101H96V99H95V96H94V93H92L91 91H87L86 92V94H85V97H84V100L82 101V102H80V101H78L77 102V105H76V109L75 108H73V107H71V106H68L67 104V106L65 107V108H61V106L60 107H58V106H45L44 107V104H42L41 102H40V100H38V95H39V93H40V91H41V89H42ZM51 87V86H50ZM66 87V86H65ZM84 87V86H83ZM108 87V86H107ZM120 87V86H119ZM130 87V86H129ZM128 87V88H129ZM216 87V86H215ZM260 87V86H259ZM258 87V88H259ZM57 88V87H56ZM59 88V87H58ZM163 88V87H162ZM206 88V87H205ZM255 89H256V87H254ZM44 89V88H43ZM46 89H48V87H46ZM81 89V88H80ZM82 89H85V88H82ZM96 89H98L97 87H96ZM135 89H136V87H135ZM167 89H168V87H167ZM169 89H170V87H169ZM5 90V89H4ZM11 90V92L14 94V86H13V91H12V89H10ZM20 90L21 89H19V92H20ZM53 90V89H52ZM59 90H60V88H59ZM68 90V89H67ZM100 90V89H99ZM151 90V89H150ZM171 90V89H170ZM181 90V89H180ZM208 90V89H207ZM209 90H210V88H209ZM43 91V90H42ZM48 91V90H47ZM72 91V90H71ZM85 91V90H84ZM193 92H194V90H192ZM197 91V90H196ZM199 91V90H198ZM6 91H3V94L5 93ZM8 92V91H7ZM7 92L5 93V95H7V96H9L10 94H7ZM10 92V91H9ZM8 92V93H9ZM10 92V93H11ZM19 92L17 93V95L19 94ZM68 92H69V90H68ZM73 92V91H72ZM169 92V91H168ZM182 92V91H181ZM192 92V93H193ZM201 92V91H200ZM208 92V91H207ZM257 92V91H256ZM2 93V92H1ZM0 93V98H5L4 96H3V94H1ZM22 93V92H21ZM26 93V92H25ZM65 93H66V91H65ZM70 93V92H69ZM161 93V92H160ZM202 93V92H201ZM54 94V93H53ZM100 94V93H99ZM146 94V93H145ZM153 94V93H152ZM175 94V93H174ZM189 94H191L190 92H189ZM205 94H207L206 93V91H205ZM20 95V94H19ZM49 95V94H48ZM72 94L70 93V96H71ZM123 95V94H122ZM195 95V94H194ZM204 95V94H203ZM6 96V97H7ZM13 96V95H12ZM14 96H15V94H14ZM25 96V95H24ZM54 96V95H53ZM126 96V95H125ZM140 96V95H139ZM168 96V95H167ZM174 96V95H173ZM176 96H177V94H176ZM181 96V95H180ZM179 96V97H180ZM187 96V95H186ZM193 96V95H192ZM197 96V95H196ZM202 96V95H201ZM11 97V96H10ZM16 97V96H15ZM130 97V96H129ZM143 97V96H142ZM175 97V96H174ZM182 97V96H181ZM195 97V96H194ZM63 98V100H64V97H62ZM69 98V97H68ZM79 98V97H78ZM120 98V97H119ZM203 98V97H202ZM10 98H8V100H9ZM41 99V98H40ZM47 99V98H46ZM66 100H67V98H65ZM70 99V98H69ZM68 99V100H69ZM134 99V98H133ZM184 102L186 101V99L187 98H185V96H184ZM250 99H251V97H250ZM249 99V100H250ZM62 100V101H63ZM71 100V99H70ZM76 100V99H75ZM102 100V99H101ZM112 100V99H111ZM127 100V99H126ZM173 100H174V98H173ZM189 100V99H188ZM205 100V99H204ZM47 101H48V99H47ZM65 101V100H64ZM140 101V100H139ZM155 101V100H154ZM177 101H178V99H177ZM53 102V101H52ZM71 102V101H70ZM122 102V101H121ZM153 102V101H152ZM173 102V101H172ZM175 102V101H174ZM182 102V101H181ZM244 102V101H243ZM255 102V101H254ZM261 102V101H260ZM66 103V102H65ZM163 103V102H162ZM176 103V102H175ZM245 103V102H244ZM7 104V103H6ZM47 104V103H46ZM48 104H50L49 102H48ZM61 104V103H60ZM76 104V103H75ZM137 104V103H136ZM172 104V103H171ZM179 104V103H178ZM252 104L254 105V103H253V101H252ZM256 104V103H255ZM260 104V103H259ZM264 104V103H263ZM65 105V104H64ZM103 105H105V104H103ZM152 105V104H151ZM154 105V104H153ZM249 105V104H248ZM106 106V105H105ZM170 106V105H169ZM174 106H176L175 104H174ZM231 106V105H230ZM241 106V105H240ZM244 106V105H243ZM242 106V107H243ZM2 107V106H1ZM151 107V106H150ZM155 107V106H154ZM153 107V108H154ZM164 107V106H163ZM244 107H246V106H244ZM6 108V107H5ZM157 108V107H156ZM170 108H171V106H170ZM176 108V107H175ZM219 108V107H218ZM222 108V107H221ZM224 108V107H223ZM237 108V107H236ZM147 109V108H146ZM168 109V108H167ZM225 109H227L226 107H225ZM230 109V108H229ZM151 110H153V109H151ZM164 110V109H163ZM237 110V109H236ZM239 110V109H238ZM7 111V110H6ZM99 111V110H98ZM106 111V110H105ZM149 111V110H148ZM160 111V110H159ZM162 111V110H161ZM188 111H189V108H188ZM110 112V111H109ZM116 112V111H115ZM150 112V111H149ZM156 112H157V110H156ZM172 112V111H171ZM171 112H166V113H163V112H161V113H163L161 116H160V118H159V125H158V128H159V130H162L163 132H161V134H162V137H159V138H161L160 140H161V142L160 143H157V140L155 141L154 140V138H151V137H147V138H143V142H142V144H139L138 142H137V139H138V135L137 134H135L136 133V131H135V133H130L129 134V143L131 142V140H130V138H132V140L134 141L135 139H136V141H135V143H133L131 146H130V148H132V149H135V150H137L138 151V153H139V157H140V159H141V161H142V164H141V167H140V169H141V178H144V179H147V178H151V177H154L155 176V174L156 173H154L157 169H159L160 167L161 168H163L164 170H166V171H164L163 169V171L165 172V173H168V172H172V170L173 169H178V167H181V164H182V162H181V160H180V154L182 153V152H184L185 153V151H183L182 150V148L180 147V145H179V143H178V134L180 133L179 132V125H180V122H181V118L179 119V117H181V116H179V117H176L175 115H173V113H171ZM179 112V111H178ZM191 112V113H190ZM189 113L190 114H192V116H193V113H192V111H190ZM218 112V111H217ZM216 112V113H217ZM223 112H225V111H222V113ZM231 112V111H230ZM98 113V112H97ZM141 114H142V112H140ZM216 113H215V115H216ZM234 113V112H233ZM99 114V113H98ZM139 114V113H138ZM146 114V113H145ZM175 114V113H174ZM177 114V113H176ZM232 114V113H231ZM65 115H67V116H69V115H72V116H75L76 118H78V119H82V118H89L90 119V121L92 122V124H91V128L90 129H87L86 131H81V132H78L77 133V135H76V141L74 142L75 144V149H74V151L72 152V162H70V163H67L66 162V160L64 159V158H62V161H65L66 163H63L62 161H61V158L59 159V160H56V162H55V164L53 163V165H54V170L50 173V174H48V171H50V170H48V167H49V164H48V162L46 163V162H44V148L46 147L45 146V143L47 142V141H44V133L43 132H40V131H37V127H36V125L38 124H43L44 123V118H47V117H56V118H59V119H61V118H64V116ZM148 116H150L149 115V113L147 114ZM153 115V114H152ZM195 115V114H194ZM215 115H213V116H215ZM71 116V117H72ZM113 116V115H112ZM137 116V115H136ZM187 116H188V112H187ZM219 116V115H218ZM255 116H256V114H255ZM257 116H259V115H257ZM18 117V116H17ZM217 117V116H216ZM215 117V118H216ZM220 117V116H219ZM223 117V116H222ZM226 117V116H225ZM237 117V116H236ZM4 118V117H3ZM70 118V117H69ZM138 118V117H137ZM145 118V117H144ZM154 118V117H153ZM51 119V118H50ZM67 119L68 118H66V121H67ZM139 119V118H138ZM137 119V120H138ZM190 119V118H189ZM221 119V118H220ZM3 120V119H2ZM17 120H18V118H17ZM47 120H49L48 118H47ZM56 120V119H55ZM109 120V119H108ZM118 120V119H117ZM141 120H142V117H141ZM182 120H183V118H182ZM186 120V119H185ZM229 120V119H228ZM238 120H241V118L240 119H238ZM4 121V120H3ZM8 121V120H7ZM10 121V120H9ZM49 121H53V120H49ZM80 121V120H79ZM88 121V120H87ZM127 121H128V119H127ZM135 121V120H134ZM149 121V120H148ZM152 121H154V120H152ZM152 121H150V122H152ZM2 122V121H1ZM17 122H19V121H17ZM56 122H58V120L56 121ZM76 122H78V121H76ZM83 122H86V120L84 121L83 120ZM120 122V121H119ZM145 122V121H144ZM147 122V121H146ZM230 122H231V120H230ZM257 122V121H256ZM255 122V123H256ZM14 123V122H13ZM72 123V122H71ZM81 123H82V121H81ZM80 123V124H81ZM117 123V122H116ZM136 123H138V122H136ZM155 123V122H154ZM193 123V122H192ZM228 123V122H227ZM232 123H235V122H233L232 121ZM63 124V123H62ZM74 124V123H73ZM87 124V123H86ZM132 124V123H131ZM205 124V123H204ZM6 125V124H5ZM8 125V124H7ZM40 125V127H42ZM117 125V124H116ZM126 125V124H125ZM124 125V126H125ZM137 125V124H136ZM145 125V124H144ZM153 125V124H152ZM225 125H226V123H225ZM224 125V126H225ZM229 125V124H228ZM232 125V124H231ZM245 125L246 124H244V127H245ZM256 125H259V124H256ZM3 126V125H2ZM53 126V125H52ZM58 127H61V126H59V125H57ZM81 126H83V125H81ZM118 126V125H117ZM138 126V125H137ZM190 126H192L193 127V125H190ZM227 126V125H226ZM88 128L90 127L89 125L87 126ZM111 127H112V125H111ZM111 127H109V128H111ZM127 127V126H126ZM125 127V128H126ZM136 127V126H135ZM188 127V126H187ZM191 127V128H192ZM221 127V126H220ZM230 127V126H229ZM1 128V127H0ZM22 128V127H21ZM28 128V127H27ZM50 128V127H49ZM83 128V127H82ZM85 128V127H84ZM113 128V127H112ZM112 128H111V130H112ZM151 128V127H150ZM149 128V129H150ZM205 128V127H204ZM225 128V127H224ZM6 129H7V127H6ZM26 129V128H25ZM39 129V128H38ZM59 129H61V128H58V130ZM127 129H129V128H127ZM132 129V128H131ZM131 129H129V130H131ZM136 129H137V127H136ZM24 130V129H23ZM166 130V131H165ZM253 130H254V128H253ZM2 131V130H1ZM9 131V130H8ZM27 131V130H26ZM41 131H42V129H41ZM133 131V130H132ZM147 132H148V130H146ZM218 131V130H217ZM3 132V131H2ZM7 132V131H6ZM10 132V131H9ZM14 132H15V130H14ZM21 132V131H20ZM58 132H61L60 130L58 131ZM64 132V131H63ZM72 132V131H71ZM70 132V133H71ZM118 132V131H117ZM120 132H121V130H120ZM129 132H131V131H129ZM138 132V131H137ZM140 132V131H139ZM154 132V131H153ZM179 132V133H178ZM188 132V131H187ZM46 133V132H45ZM73 133V132H72ZM123 133H124V131H123ZM191 133H192V130H191ZM221 133V132H220ZM8 134V135H9ZM24 134V133H23ZM48 134V133H47ZM46 134V135H47ZM59 135H61L60 133H58ZM118 134V133H117ZM150 134H151V132H150ZM154 134V133H153ZM198 134V133H197ZM223 134H224V132H223ZM2 135V134H1ZM19 135H21V133L19 134ZM18 135V136H19ZM55 135V134H54ZM53 134H52V136H54ZM65 135V134H64ZM147 135V134H146ZM194 135H195V133H194ZM5 136V135H4ZM67 136V135H66ZM154 136H155V134H154ZM62 137V136H61ZM113 137V136H112ZM111 137V138H112ZM46 138V137H45ZM74 138V137H73ZM74 138V139H75ZM156 138V137H155ZM5 139V138H4ZM8 139V138H7ZM54 139V138H53ZM60 139H62V138H60ZM64 139H68L67 137H64ZM112 139H114V138H112ZM186 139V138H185ZM188 139H190V137L188 138ZM195 139L196 138H194V140L193 141H195ZM46 140H47V138H46ZM69 140H70V138H69ZM159 140V139H158ZM2 141V140H1ZM7 141V140H6ZM56 141V140H55ZM58 141H59V139H58ZM62 141H63V139H62ZM71 141V140H70ZM185 141V140H184ZM183 141V142H184ZM186 141H188L189 142V140H186ZM191 141V140H190ZM193 141H191V142H193ZM67 142V141H66ZM112 142V141H111ZM159 142V141H158ZM229 142V141H228ZM51 143H54V141L52 140V142ZM65 143V142H64ZM132 143V142H131ZM194 143V142H193ZM2 144V143H1ZM4 144V143H3ZM3 144H2V146H3ZM47 144V143H46ZM116 144V143H115ZM185 144V143H184ZM189 143H187L186 145H188ZM194 144H196V143H194ZM194 144H193V146H194ZM202 144H203V142H202ZM6 145V144H5ZM5 145H4V147H5ZM10 145V144H9ZM8 145V146H9ZM54 145V144H53ZM57 145H59L58 143L56 144V148H53V150H52V153L51 154H53L56 150L55 149H57L58 147H57ZM60 145H62L61 143H60ZM70 145V144H69ZM206 145V144H205ZM228 145V144H227ZM230 145V144H229ZM237 145V144H236ZM1 146V147H2ZM7 146V145H6ZM49 146V145H48ZM51 146V145H50ZM68 146V145H67ZM189 146V145H188ZM196 146V148H197V144L195 145ZM203 145H199V147L198 148H200L201 149V147H202ZM211 146V145H210ZM235 146V145H234ZM239 146V145H238ZM241 147V146H240ZM48 148V147H47ZM118 148V147H117ZM129 148V147H128ZM189 148H190V146H189ZM192 148H194L195 149V147H192ZM191 148V149H192ZM9 149V148H8ZM50 149V148H49ZM61 149H62V147H61ZM65 149V148H64ZM64 149H62V151L64 150ZM111 149V148H110ZM193 149V150H194ZM199 149V150H200ZM211 149V148H210ZM2 150V149H1ZM58 150H60L59 148H58ZM57 150V151H58ZM114 150H116V148L114 149ZM249 150V149H248ZM14 151V152H15ZM51 151V150H50ZM64 151H66V150H64ZM110 151V150H109ZM205 151V150H204ZM230 151H231V149H230ZM3 152V151H2ZM7 152V151H6ZM60 152V151H59ZM59 152H57V153H59ZM67 152V151H66ZM69 152H70V150H69ZM117 152H118V149H117ZM126 152H128V151H126V149H125V154H126ZM194 152V151H193ZM264 152V151H263ZM4 153H5V151H4ZM48 153V152H47ZM112 153H113V151H112ZM133 153H135V152H133ZM132 153V154H133ZM189 153V152H188ZM194 153H196V152H194ZM35 154H38L39 155V157H36L35 159H34V155ZM46 154V153H45ZM61 154H66L67 155V153H63V152H61ZM118 154V153H117ZM129 154H131L130 152H129ZM128 154V155H129ZM200 154V153H199ZM47 155H49V154H47ZM66 155H64V156H66ZM190 155V154H189ZM7 156V155H6ZM16 156V155H15ZM37 156V155H36ZM59 156V155H58ZM63 156V155H62ZM115 156H117V155H115ZM119 156V155H118ZM195 156H197V155H195ZM53 157V156H52ZM55 157V156H54ZM53 157V160H55L56 158H54ZM113 157V156H112ZM121 157V156H120ZM130 157V156H129ZM139 157H137V158H139ZM193 157H194V154H193ZM260 157V156H259ZM10 158H12V155H11V157ZM16 158V157H15ZM17 158H19V157H17ZM21 158H22V156H21ZM51 158V157H50ZM58 158V157H57ZM70 158V157H69ZM111 158V157H110ZM190 158V157H189ZM14 159V158H13ZM48 159H49V157H48ZM66 159H67V157H66ZM117 159V158H116ZM130 159V158H129ZM185 159V158H184ZM262 159V158H261ZM46 160H47V158H46ZM51 160H52V158H51ZM118 160V159H117ZM131 160V159H130ZM139 160V159H138ZM137 160V161H138ZM147 160H148V162L150 161V163H152L153 164V166H149V164L147 163ZM189 160V159H188ZM187 160V161H188ZM190 160H191V158H190ZM197 160V159H196ZM22 161H23V159H22ZM48 161V160H47ZM119 161H120V159H119ZM118 161V162H119ZM126 161V160H125ZM134 161V159L132 160V162ZM137 161H135V162H137ZM140 160H139V164H140V162H141ZM192 161V160H191ZM4 162V161H3ZM10 163H8V164H12V162H11V159H10V161H9ZM14 162V161H13ZM52 162V161H51ZM124 162V161H123ZM128 162H129V160H128ZM127 162V163H128ZM183 162H184V160H183ZM5 163V162H4ZM17 163V162H16ZM21 163V162H20ZM32 163H35V165L33 164L32 165ZM122 163V162H121ZM230 163V162H229ZM7 164V165H8ZM52 164V163H51ZM120 164V163H119ZM124 164V163H123ZM185 164H186V162H185ZM195 164V163H194ZM47 165V166H46ZM52 165V166H53ZM116 165V164H115ZM133 165V164H132ZM183 165V164H182ZM187 165V164H186ZM193 165V164H192ZM5 166V165H4ZM33 166H35V169L34 170H32V168H33ZM51 166V165H50ZM107 166V165H106ZM125 167H126V165H124ZM128 166V165H127ZM190 166V165H189ZM108 167V166H107ZM114 167V166H113ZM118 167V166H117ZM131 167V166H130ZM185 167V166H184ZM184 167H182V168H184ZM195 167V166H194ZM7 168V166L5 167V169ZM50 168V167H49ZM110 168V167H109ZM115 168V167H114ZM120 168V167H119ZM138 168H139V166H138ZM137 168V169H138ZM111 169V168H110ZM128 169V168H127ZM130 169V168H129ZM185 169V168H184ZM191 169V168H190ZM10 170V169H9ZM115 170V169H114ZM139 170V169H138ZM181 170V169H180ZM263 170V169H262ZM2 171V170H1ZM105 171V170H104ZM120 171V170H119ZM161 171V170H160ZM182 171V170H181ZM110 172H111V170H110ZM163 172V173H164ZM7 173H8V171H7ZM100 173V172H99ZM112 173V172H111ZM117 173V172H116ZM123 173V172H122ZM128 173H129V170H128ZM137 173V172H136ZM138 174V173H137ZM140 174V173H139ZM159 174V173H158ZM170 174V173H169ZM176 175H177V173H175ZM108 175V174H107ZM111 175H113V174H111ZM129 175H131L132 176V174L130 173ZM136 174H134V176H135ZM2 176V175H1ZM22 176H24V175H22ZM122 176V175H121ZM121 176H120V178H121ZM175 176V175H174ZM17 177H18V175H17ZM107 177V176H106ZM118 177V176H117ZM158 177H159V175H158ZM172 177V176H171ZM170 177V178H171ZM180 177V176H179ZM2 178V177H1ZM8 178V177H7ZM13 178V177H12ZM109 178V175H108V177H107V179ZM111 176H110V179L109 180H111ZM119 178V179H120ZM133 178H135V177H133ZM156 178V177H155ZM22 179V178H21ZM20 179V180H21ZM116 179V178H115ZM162 179H164V178H162ZM168 179H169V176H168ZM177 179V178H176ZM257 179V178H256ZM5 180H6V178H5ZM8 180H9V178H8ZM25 180V179H24ZM23 179H22V181H24ZM129 180H130V178H129ZM133 180H135V179H133ZM139 180V179H138ZM149 180H151V179H149ZM157 180H159V179H157ZM161 180V179H160ZM178 180V179H177ZM182 180V179H181ZM14 181V180H13ZM12 181V182H13ZM16 181V180H15ZM18 181V180H17ZM123 181H125V179L123 180ZM136 181H137V179H136ZM145 181H147V180H145ZM255 181V180H254ZM258 181V180H257ZM261 180H259V182H260ZM8 182V181H7ZM108 182V181H107ZM118 182V181H117ZM131 181H129L128 183L129 184H132L133 185V183L135 182H133V183H130ZM154 182V181H153ZM251 182V181H250ZM2 183V182H1ZM109 183V182H108ZM122 184H123V182H121ZM141 183V182H140ZM148 183H150V182H148ZM161 183V182H160ZM248 183V182H247ZM118 184H120V183H118ZM153 184H155V182L153 183ZM250 184V183H249ZM3 185H4V183H3ZM10 185H12V184H10ZM108 185V184H107ZM117 185V184H116ZM135 185V184H134ZM133 185V186H134ZM150 185V184H149ZM20 186V185H19ZM105 186V185H104ZM109 186V185H108ZM107 186V187H108ZM112 186V185H111ZM119 185H117L116 187H118ZM127 186V185H126ZM129 186V185H128ZM131 186V185H130ZM137 186V185H136ZM244 186V185H243ZM2 187V186H1ZM0 187V188H1ZM15 187V186H14ZM63 187H65V189H66V193H67V195H68V198H66L65 199V197H64V199H65V203H64V200L63 199H61L60 201H62L63 200V202L62 203H64L65 205V211H64V213H58V210L56 209V212L57 213H53V212H50V210H49V207H48V204H47V199H46V193H48V192H50L51 190H57V191H60ZM99 187V186H98ZM113 187V186H112ZM116 187H114V188H116ZM141 187V186H140ZM140 187H139V189H140ZM151 187H155L156 188V186H151ZM12 188V187H11ZM99 188H101V187H99ZM111 188V187H110ZM126 188H128V187H126ZM144 188V187H143ZM16 189H17V187H16ZM19 189V188H18ZM21 189V188H20ZM64 188H63V191H62V194H63V196H64V190H65ZM118 189V188H117ZM129 189V188H128ZM142 189V188H141ZM237 189V188H236ZM247 189V188H246ZM3 190V189H2ZM1 190V191H2ZM106 190V189H105ZM127 190V189H126ZM152 190V189H151ZM241 190V189H240ZM4 191V190H3ZM16 191V190H15ZM15 191H14V193H15ZM108 191V190H107ZM114 191V190H113ZM148 191H150V190H148ZM236 191V190H235ZM239 191V190H238ZM247 191H248V189H247ZM6 192V191H5ZM104 192V191H103ZM117 192H118V190H117ZM125 192H127V191H125ZM131 192V191H130ZM141 192H142V190H141ZM144 192H146V188H145V191ZM237 192V191H236ZM1 193L2 192H0V195H1ZM57 193H59V192H57ZM123 193V192H122ZM237 193H240V192H237ZM49 194V193H48ZM54 194H56V192L54 193ZM110 194V193H109ZM129 194V193H128ZM127 194V195H128ZM9 195V194H8ZM61 195V194H60ZM130 195V194H129ZM232 195V194H231ZM245 195V194H244ZM6 196V195H5ZM16 196H17V194H16ZM116 196V195H115ZM119 196V195H118ZM121 196V195H120ZM232 196H234V194L232 195ZM61 197V196H60ZM60 197H58L59 199H60ZM123 197V196H122ZM129 197H131V196H129ZM235 197V196H234ZM108 198V197H107ZM114 199H115V197H113ZM7 199V198H6ZM5 199V200H6ZM15 200H16V198H14ZM126 199V198H125ZM128 199V198H127ZM2 200V199H1ZM18 200V199H17ZM19 200V201H20ZM51 199L49 198V201H50ZM116 200V199H115ZM10 201V200H9ZM107 201V200H106ZM105 201V202H106ZM113 201V200H112ZM1 203H2V201H0ZM6 202V201H5ZM116 202V201H115ZM120 202V201H119ZM122 202L123 201H121V204H122ZM125 202H127V201H125ZM10 203H11V201H10ZM107 203V202H106ZM118 203V202H117ZM235 203V202H234ZM233 203V204H234ZM19 204V203H18ZM105 204V203H104ZM114 204V203H113ZM233 204H231V206L233 205ZM14 205V204H13ZM101 205V206H102ZM15 206H16V204H15ZM15 206H14V208H15ZM100 205H98V207H99ZM105 206V205H104ZM97 207V208H98ZM17 208V207H16ZM64 208V207H63ZM118 208V207H117ZM0 209H1V206H0ZM3 209V208H2ZM50 209H51V211H52V208H51V205H50ZM58 209H62V208H58ZM107 209V208H106ZM116 210V209H115ZM121 210H124L123 208H121ZM15 211V210H14ZM96 211H97V209H96ZM103 211H105L106 212V210L105 209H103ZM105 212H103V213H105ZM115 212H117V211H113L112 213H115ZM111 213V214H112ZM230 213V212H229ZM1 214V213H0ZM100 214V213H99ZM118 214H119V212H118ZM131 214V213H130ZM11 215V214H10ZM17 215H18V213H17ZM20 215V214H19ZM105 215V214H104ZM228 215V214H227ZM226 215V216H227ZM1 216V215H0ZM3 216V215H2ZM116 216H117V214H116ZM7 217V216H6ZM111 217V216H110ZM228 217V216H227ZM1 218V217H0ZM5 218V217H4ZM16 218H18V217H16ZM115 218V217H114ZM7 219V218H6ZM11 219V218H10ZM13 219V218H12ZM112 219V218H111ZM118 219V218H117ZM119 219H120V217H119ZM130 219V218H129ZM3 220H5V219H3ZM18 220V221H19ZM104 220V219H103ZM18 221H17V225L16 226H18ZM209 221V220H208ZM220 221V220H219ZM227 221V220H226ZM234 222L235 223V228H236V230H234V231H237L238 233H244V231H249L250 230V235L251 234H253V240L251 241V243H250V247L249 246H247V249H248V247H249V249H248V252L250 253V256L251 257H253V258H251V259H253L252 261L250 260V262H249V264H264V180L263 181H261L260 183H256V181L253 183V186H252V194L251 195H249L247 198L246 197H240V199H239V203H238V205H236V216H234V217H232V220H231V222ZM105 222V221H104ZM109 222V221H108ZM124 222H126V220L124 219ZM211 222V221H210ZM217 222V221H216ZM233 222L231 223L232 225H233ZM9 223V222H8ZM12 223V222H11ZM10 223V225H12ZM106 223V222H105ZM113 223V222H112ZM118 223H120V222H118ZM229 223V222H228ZM15 224V223H14ZM208 224V223H207ZM213 224V223H212ZM212 224H210L211 226H212ZM20 225V224H19ZM111 225H113V224H111ZM125 227H126V224H123ZM213 225H216V224H213ZM221 225H223V223L221 224ZM14 226V225H13ZM108 226H110V224L108 225ZM208 226V225H207ZM206 226V227H207ZM112 227V226H111ZM121 227H123V226H121ZM213 227V226H212ZM224 227H227V226H225V224H224ZM110 227H108V229H109ZM209 228V227H208ZM207 228V229H208ZM64 229H65V231H64ZM106 229V228H105ZM111 229V228H110ZM109 229V230H110ZM71 230V231H72ZM18 231H19V229H18ZM64 231V232H63ZM84 231V232H85ZM98 231V230H97ZM102 231V230H101ZM227 231V230H226ZM19 232H21V231H19ZM70 232V231H69ZM88 232V233H89ZM95 232H96V230H95ZM99 232V231H98ZM108 232V231H107ZM72 233V232H71ZM78 233V232H77ZM97 233V232H96ZM96 233H94V234H96ZM100 233H102V232H100ZM99 233V234H100ZM104 233V232H103ZM232 233H234V232H232ZM236 233V232H235ZM74 234H75V232H74ZM81 234H83V233H81ZM90 235V234H89ZM92 235H93V233H92ZM234 235V234H233ZM241 235V234H240ZM244 235V234H243ZM242 235V236H243ZM82 236V235H81ZM94 236H96V235H94ZM241 236V237H242ZM252 236V235H251ZM70 237V236H69ZM72 237H74V236H72ZM71 237V238H72ZM102 237V236H101ZM234 237H236V235H234ZM238 237H239V235H238ZM79 238V237H78ZM96 238V237H95ZM94 238V239H95ZM104 238V237H103ZM172 238V235L170 234V233H165V235L160 239V241H159V244L158 243H156V244H158V245H160V250H162L163 248H165L166 247V245H167V242L170 240ZM251 238V239H252ZM68 239V238H67ZM74 239V238H73ZM85 239V238H84ZM88 239V238H87ZM94 239H93V243L95 244V242H94ZM98 238H96L95 240H97ZM146 239V238H145ZM151 239V238H150ZM237 239V238H236ZM242 239V238H241ZM69 240L70 239H68V242H69ZM104 240H105V238H104ZM152 240V239H151ZM239 240V239H238ZM72 241V240H71ZM99 241V240H98ZM154 242H155V240H153ZM240 241V240H239ZM244 241V240H243ZM249 242V241H248ZM66 243H67V241H66ZM242 243V242H241ZM245 243H247V242H244V244ZM69 244H70V242H69ZM68 244V245H69ZM75 244V243H74ZM73 244V245H74ZM79 243H77V245H78ZM85 244V243H84ZM88 244V243H87ZM91 244V243H90ZM90 244H88V245H90ZM114 244H116V243H114ZM169 244V243H168ZM244 244H241V245H244ZM65 245V244H64ZM67 245V244H66ZM72 245V244H71ZM70 245V246H71ZM76 245V244H75ZM86 245V244H85ZM97 245H98V242H97ZM79 246V245H78ZM77 246V247H78ZM91 246V245H90ZM89 246V247H90ZM72 247L74 248V246H71L69 249H72ZM96 247V246H95ZM98 248H99V245L97 246ZM148 247V246H147ZM92 248V247H91ZM94 248V247H93ZM97 248V249H98ZM102 248V247H101ZM107 248V247H106ZM240 248V247H239ZM245 248V247H244ZM76 249V248H75ZM167 249H169V248H167ZM64 250H68V248L66 249H64ZM82 250V249H81ZM114 250V249H113ZM148 250V249H147ZM65 251V252H66ZM73 251H75V250H73ZM78 251V250H77ZM76 251V252H77ZM90 251V250H89ZM146 251V250H145ZM171 251V250H170ZM69 252H71V250L69 251ZM82 253H83V251H81ZM81 252H78V253H81ZM87 252V251H86ZM86 252H85V254H86ZM149 251H147V253H148ZM164 252V251H163ZM59 253V254H58ZM67 253H68V251H67ZM90 253V252H89ZM150 253V252H149ZM158 253H160L159 252V250H156L155 251V253H154V258L156 259L157 258V256L159 257V254ZM167 253V252H166ZM241 253V252H240ZM62 254V253H61ZM71 254V253H70ZM77 254V253H76ZM91 254V253H90ZM99 254V253H98ZM143 254V253H142ZM162 254V253H161ZM221 254V253H220ZM65 255V254H64ZM71 255H73V253L71 254ZM109 255V254H108ZM107 255V256H108ZM148 255V254H147ZM216 255V254H215ZM214 255V256H215ZM245 255V254H244ZM61 256V255H60ZM66 256V255H65ZM81 256H83V255H81ZM80 256V257H81ZM87 256V255H86ZM92 256V255H91ZM144 256V255H143ZM142 256V257H143ZM218 256V255H217ZM77 258H78V256H76ZM237 257H239V256H237ZM236 257V258H237ZM61 258H63V256L61 257ZM89 258V257H88ZM92 258V257H91ZM106 258V257H105ZM141 258V257H140ZM145 258H147V256L145 257ZM149 258V257H148ZM57 259V258H56ZM79 259V258H78ZM80 259H82V257L80 258ZM79 259V260H80ZM95 259V261H96V258H94ZM94 259L92 260V261H94ZM160 259V258H159ZM220 259V258H219ZM247 259V258H246ZM250 259V258H249ZM71 260V259H70ZM75 260V259H74ZM77 260V259H76ZM100 260H102V259H100ZM99 260V261H100ZM106 260H108V259H106ZM138 260V259H137ZM145 260V259H144ZM152 260H153V258H152ZM223 260V259H222ZM57 261V260H56ZM62 261V260H61ZM69 261V260H68ZM78 261V260H77ZM91 261V262H92ZM104 261V260H103ZM139 261V260H138ZM142 261V260H141ZM159 261V260H158ZM238 263L239 264H245V258L244 257H242V256H240L239 258H238ZM60 262V261H59ZM66 263H67V261H65ZM73 262H75V261H73ZM85 262V261H84ZM109 261H107V263H108ZM152 262H154V261H152ZM152 262H150V263H152ZM231 262V261H230ZM69 263V262H68ZM95 263V262H94ZM93 263V264H94ZM103 262H101V264H102ZM147 263V262H146ZM145 263V264H146ZM148 263H149V261H148ZM61 264V263H60ZM70 264V263H69ZM75 264V263H74ZM79 264V263H78ZM80 264H81V262H80ZM92 264V263H91ZM97 264V263H96ZM129 264H131V259H130V262H129ZM138 264V263H137ZM141 264V263H140ZM155 264H156V261H155Z\"/></svg>",
    "mask_w": 264,
    "mask_h": 264
}]
</instances>
